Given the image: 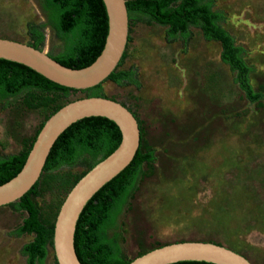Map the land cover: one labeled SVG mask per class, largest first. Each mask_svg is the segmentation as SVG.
I'll return each instance as SVG.
<instances>
[{
	"label": "rangeland",
	"instance_id": "obj_1",
	"mask_svg": "<svg viewBox=\"0 0 264 264\" xmlns=\"http://www.w3.org/2000/svg\"><path fill=\"white\" fill-rule=\"evenodd\" d=\"M225 19L220 26L246 50L250 84L260 99L246 100L221 47L190 27L188 39L169 40L166 28L130 16L128 40L116 71H133L135 83L105 80L98 92L27 90L0 98V158L26 151L60 106L98 94L136 116L144 164L116 225L108 231L125 259L171 243L218 244L264 264V0H209ZM44 35L40 50L51 57L63 44L42 0H0V39L32 44L29 28ZM84 156L71 167L44 172L35 203L40 219L54 224L67 194L97 162ZM26 217L0 207V264H26L22 247L33 235L16 236ZM44 264H57L48 248Z\"/></svg>",
	"mask_w": 264,
	"mask_h": 264
},
{
	"label": "trees",
	"instance_id": "obj_2",
	"mask_svg": "<svg viewBox=\"0 0 264 264\" xmlns=\"http://www.w3.org/2000/svg\"><path fill=\"white\" fill-rule=\"evenodd\" d=\"M42 1L49 24L63 44L62 52L52 58L72 69H81L90 65L100 55L108 33V17L103 1ZM126 9L128 21L133 15L149 18L155 24L166 28L169 40L176 37L188 39L189 28L198 27L205 40L219 43L220 59L230 71L234 72V83L243 92L246 100L255 103L260 99V94L256 93L250 84L249 77L253 69L244 61L246 50L237 45L234 37L220 26L225 16L222 12L212 9V2L209 0H126ZM28 31L33 39V43L28 45L40 50L44 35L34 26H31ZM134 76L133 71H116L115 69L106 80L117 84L124 81L135 83ZM102 83L81 92H98ZM27 90L60 92L63 95L78 91L60 86L22 64L0 59V98H13ZM94 96L102 97L98 94L89 97ZM43 124L26 151L0 158V185L12 179L21 170ZM138 125L140 146L134 158L124 170L92 196L77 220L74 247L81 264H128L131 260L153 250H148L132 259H125L117 241L108 237V231L116 225L118 216L137 184L143 165L155 160L153 151L142 152L141 150L142 132L139 122ZM120 141V130L113 121L104 117H87L78 120L59 135L49 152L42 173L55 171L64 166H74L84 156L98 159L94 164L96 165L110 155ZM38 186L39 180L19 200L9 204L15 210L26 213V217L14 234L16 236L33 235V239L22 247L26 264H44L48 256V248L53 249L54 224L48 225L40 219V211L35 203V198L39 195ZM173 264L212 263L182 261Z\"/></svg>",
	"mask_w": 264,
	"mask_h": 264
},
{
	"label": "water",
	"instance_id": "obj_3",
	"mask_svg": "<svg viewBox=\"0 0 264 264\" xmlns=\"http://www.w3.org/2000/svg\"><path fill=\"white\" fill-rule=\"evenodd\" d=\"M102 1L108 17V33L100 55L87 67H65L39 49L8 39H0V59L22 64L60 86L78 91L104 82L123 56L128 40V13L126 0ZM87 117H104L113 121L120 130L121 141L110 155L75 183L63 201L53 232V251L57 264H81L74 247V234L83 208L100 188L129 165L139 149L140 129L133 113L121 103L105 97H83L67 103L45 121L21 170L0 185V207L19 200L39 180L59 135L71 124ZM182 261L251 264L231 249L206 242L167 244L128 264H173Z\"/></svg>",
	"mask_w": 264,
	"mask_h": 264
}]
</instances>
